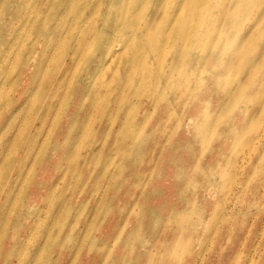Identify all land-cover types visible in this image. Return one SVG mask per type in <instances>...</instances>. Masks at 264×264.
<instances>
[{
    "label": "rangeland",
    "instance_id": "obj_1",
    "mask_svg": "<svg viewBox=\"0 0 264 264\" xmlns=\"http://www.w3.org/2000/svg\"><path fill=\"white\" fill-rule=\"evenodd\" d=\"M0 264H264V0H0Z\"/></svg>",
    "mask_w": 264,
    "mask_h": 264
}]
</instances>
